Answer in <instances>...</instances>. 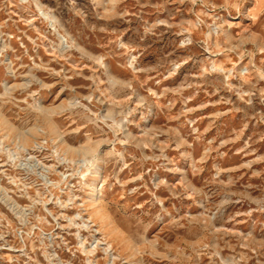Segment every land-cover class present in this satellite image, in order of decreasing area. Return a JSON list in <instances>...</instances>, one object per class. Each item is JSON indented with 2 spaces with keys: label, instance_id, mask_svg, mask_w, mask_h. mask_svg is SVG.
Listing matches in <instances>:
<instances>
[{
  "label": "rangeland",
  "instance_id": "rangeland-1",
  "mask_svg": "<svg viewBox=\"0 0 264 264\" xmlns=\"http://www.w3.org/2000/svg\"><path fill=\"white\" fill-rule=\"evenodd\" d=\"M0 264H264V0H0Z\"/></svg>",
  "mask_w": 264,
  "mask_h": 264
}]
</instances>
